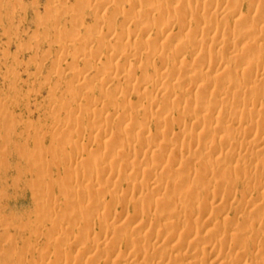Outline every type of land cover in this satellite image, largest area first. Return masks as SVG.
I'll return each instance as SVG.
<instances>
[{
    "label": "bare ground",
    "instance_id": "bare-ground-1",
    "mask_svg": "<svg viewBox=\"0 0 264 264\" xmlns=\"http://www.w3.org/2000/svg\"><path fill=\"white\" fill-rule=\"evenodd\" d=\"M49 2L53 4L52 9H56L53 1ZM180 2L186 4V8L182 13L175 14V8ZM61 4L60 7L57 6L59 13L63 11L60 16L69 15L70 25L62 31V35H59L61 39L55 43L58 45V50L64 52L66 48L62 42H72L71 45H67L72 60L67 65H73L69 66L70 70H68L72 81L67 83L66 89H64L68 95V100L65 101L76 104L77 115L82 116L79 117L80 120L85 116L82 120H85V122L81 121L82 124L74 122L73 120H76L77 115L75 118L71 117L69 119L66 116L60 117L59 113L55 115L59 118L52 125L53 132L61 133L60 136H64L60 138L63 141L64 148L66 145V147L74 149V143L77 145V148H75L77 152L74 149L75 155L70 152L66 155L65 149V153L63 152L64 163L67 159L72 161L73 164L76 163V165L78 161L82 163V159L86 156L83 155L84 158L81 157V159L77 158L78 149H86L88 145L96 140L98 142H96L97 148L96 151L94 149L91 158L96 157L93 158L88 174L85 175L87 176L86 179L85 177L82 178L83 174L80 176L82 180L78 179L82 171H79V173L73 171L77 176L74 174V182L72 183L73 173L67 172V175L72 174L69 175L72 179L69 178L67 181L70 184L61 187L62 190L60 189L62 201H58V197V200L54 201L51 197L55 198V195L50 196V193L53 192L51 190L56 182L54 179L55 183L52 182V177L48 179L47 183L45 181L41 183V181H43L42 176L47 175L52 167L60 168L59 163H61V160L58 158L59 161H57L58 156H54L56 155L53 152L55 149L48 148L51 151L53 150L54 154L52 153V155L55 157L51 158L50 156L49 158L56 159L58 165L52 166L53 164H49L52 167L44 166V161L47 162L48 158L45 157L46 160L43 156L47 152L44 153L39 148L37 150L39 143L36 142L40 138L33 136L36 148L33 146L35 150L34 148L32 151L29 150L31 154V157H29L34 162L40 163L34 164L37 166L36 169L38 165L42 166V161L44 164V167L39 166L41 169L39 168L38 171L35 169L37 171L34 174L36 184H33L35 187V190H33L36 192L38 187L42 191H49L50 195L46 192L48 194L46 196L45 192H40L39 189V192L45 195V198L43 195L41 198L46 199L48 197V201L50 196L49 201L51 200L54 203L52 202L53 205L51 204L52 207L50 206L49 210L53 208L52 211L55 212L54 208L57 207L59 211H63L61 213L62 219L65 217V220H62L61 218L58 219L59 216H55V218L53 216V221L57 224L55 231H58V234L66 235V237L75 236L73 232L76 229H73L68 222L76 221L75 223L79 224L78 227L83 225V228L77 229L80 231L78 236L86 240L88 237H86L87 232L92 230L95 222L92 221L91 216L97 217L98 230L104 235L107 233L112 235L114 231L119 232L125 225L132 226L133 231H136L143 225L142 223L145 220H152L154 214L153 222L158 224L156 226H162L168 218L165 209H159V214H156V212L151 211L150 206L151 200L158 195V199L160 197L161 199L165 198L167 205H174L177 208L175 213L177 219L168 228L169 230H163V234L166 236L161 233L162 230L158 231L163 236L153 239L155 245H158V247L162 244L171 245L175 233L178 232V234L185 236H195V241L199 239L197 242L204 244V246L199 247L198 244V249H182L183 253L176 254L180 248L173 243L175 246H172L169 250H164L159 256L156 254L158 257L150 258L147 256V258L145 256V259L142 258L138 264H229L228 253L232 249L233 252L237 250V254L235 257L232 256L230 264H247L245 261L241 262V260H244V251L246 252L247 249L243 250V246H240L241 249L238 247L244 237H238L237 239L233 237L232 241L236 240V242L231 246V250L224 251L225 244H227L225 242L230 240L228 239L230 235L227 232L217 234L218 232L209 226L215 223V218L222 221L227 219L225 213L229 204L233 201L237 203L235 197L238 190L237 187H233L236 184L233 183L234 181L247 179V182H249V184L244 182L243 185L240 182V185H242L240 192L243 196L241 199H244L245 196L249 195H246V192L260 189L258 180L264 175V164L261 165L264 162V145L261 147L258 145V149H256L258 146L253 148V146H250L253 140L249 139L251 133L257 134L264 129V126L260 130L262 125L252 123L254 115L259 119L264 117V102L260 103V100L264 98V0H75L73 6ZM106 6H111V9H106L108 8ZM58 9L55 10L56 16L58 15ZM84 10H87V14L93 16V22L90 25L86 24L83 18L82 12ZM225 14H229V20L225 18ZM103 15V18L99 17ZM56 16L53 15L51 18L55 19ZM57 17L55 21L61 18L59 15ZM42 19L44 20L43 17ZM45 20L42 21L44 24L48 19L45 18ZM223 22L224 24H222ZM54 30L58 31L60 29L55 25ZM230 47L233 50H238V52L234 53L235 50H229ZM187 56L191 58H189V61H186ZM58 61L57 66L54 70L52 69V73L58 75L59 78L61 75L63 78L61 73L65 68L58 66ZM78 63L83 65L81 69H79ZM148 71L151 73H148ZM234 75H240L239 80L233 77ZM217 80L220 81L217 82ZM84 90L85 92L87 90L86 95H83ZM178 90H180L179 94H177ZM95 92H97V95H94ZM187 94L191 98H186ZM80 96L86 98V103H81ZM134 97L135 100H133ZM59 100L58 102H60ZM62 105H64V102ZM0 107L2 106L0 105ZM241 113H246V115L241 117ZM55 116H53L54 119ZM186 117L191 118L188 131H175L171 128L174 122L180 125ZM79 118L78 121H80ZM152 118L154 119L153 126L156 129V134L153 140H149L150 129L145 124L148 119ZM70 120L78 123L81 127L76 126L74 123L68 124ZM212 121L214 125L206 127L207 123L210 125ZM228 123L229 125H241L242 131L240 132L242 133L239 132L238 135L236 128L239 126L235 127L234 125L232 128L236 131L237 135H234L237 137L233 136L235 138L228 139V134L225 132H228L231 129L228 127L232 126H229ZM0 124V127L3 128L4 122H0ZM72 124L75 127L74 125L71 127ZM111 124L114 125V129ZM68 125L70 130H68ZM223 127L225 128L224 131H222ZM76 128H79L77 130L81 132L78 131L79 133H77L74 130ZM258 136L260 135L258 134ZM122 137L123 139H121ZM256 139L258 144H262L264 142V131L262 136ZM61 141L59 140L58 144ZM53 145L56 146L57 143H53ZM246 149H251L247 151L251 152L246 157L247 159L241 157L243 158L241 162L236 155L234 159H238L240 162L236 160L229 167L228 165L232 164L229 160L231 156L240 154L241 151ZM60 150L58 152L61 153ZM247 152L245 151V153ZM49 153L48 156L51 155ZM240 155L244 156L243 153ZM91 158H88V160L90 161ZM27 159L29 158L26 157L25 160ZM147 160L148 163L145 162ZM201 160L207 162L202 169V173H205V175L221 172L217 182L222 185H220V188L223 187V189L213 188L214 184L212 183L207 188H202V185L199 187L195 181L198 175L196 169H188L187 173H178L185 170V167L194 164V161L199 162ZM79 166H76L78 169L75 168L77 172L81 168ZM105 170L108 171L110 177L112 173L114 176L111 177L112 180H109V177L104 178ZM58 175H62L60 171ZM63 179L65 180L64 177ZM63 179L61 180L63 181ZM78 180L79 183H77ZM60 181H58V185ZM123 181L128 183L127 191L126 189L123 191L120 189L121 187L118 188ZM51 182L53 185L50 184ZM223 185H227L226 188ZM229 186L230 189H228ZM110 189L113 192H111L112 200L109 199L110 202L106 201L105 203L101 198H103L104 192H108ZM218 189L220 191H217ZM35 192H30L33 194L31 196L35 197L31 202H35V207H39L43 212H46L48 205L47 209L44 207L47 203L43 199V202L40 201L41 198H39V195H34ZM39 192L37 191L36 194ZM100 193H103V195ZM169 193L170 195H168ZM97 195H102V197L99 196L100 199L92 198V196ZM130 195L138 196L141 199L140 202L145 199L147 207L135 208L130 211L124 205L125 197ZM89 196L90 198H88ZM250 200L254 201L251 198ZM250 200L246 199V202L243 200L244 204L239 202L240 205L237 206V209L239 210L238 207H240L244 211L250 210L255 206V203L251 204ZM198 202H201V204L187 208L188 205ZM182 208H187V211H181ZM44 209L46 210L44 211ZM47 213L49 214V212ZM58 215L60 214L58 213ZM186 216L188 222L185 221ZM44 219L47 218L42 220ZM0 220H2L1 217ZM7 221H4V223L7 224ZM62 221H66L67 224ZM243 221H246V219L244 218ZM1 222L3 224V221ZM44 222L42 221L43 224ZM5 226L7 227L8 224ZM232 229L234 231V228ZM7 230L5 228L4 233L1 235L6 234ZM252 231L253 233L250 236L259 233L256 230ZM245 232L247 234L248 230ZM249 232L248 234H250ZM38 235L41 237L40 233L37 234V242L41 239ZM49 235L51 239L55 237L57 249L54 255L56 258H60L64 254L65 237L62 239L56 234L57 237L55 235L52 238V235L48 234L44 240L45 243H49L50 240L47 238ZM232 236L234 235L232 234ZM58 237L59 241L56 240ZM253 238L255 237L253 236ZM72 239H75V237ZM218 242H221L222 247L225 246L223 250L217 248ZM37 244L35 243V245ZM90 244L95 248L105 250L103 254L101 253L103 260H108L110 255L118 250L116 257L112 258L111 261H107L106 264H136L135 257H131L136 251L133 243L127 244L124 251L118 248L119 245L118 247L112 244L109 245L103 238L102 241L100 239V241L91 242ZM166 245H163V247ZM68 247L70 252H77V254L82 250L88 252V249H83L84 247H81L80 250L78 244H74V240L68 244ZM6 249L8 248L5 245L0 246V252L4 253ZM11 249L9 250L12 255L14 254L18 256V259L25 260V255L21 251L16 250V252L14 251L16 248L13 251ZM97 251V253L100 252L99 249ZM124 252L127 255L123 258ZM251 253L254 254L252 255L253 261L255 256L256 259H259V261H254L252 264H264V248L259 249L253 245ZM11 254L8 256L13 259ZM42 254L48 253L43 252ZM40 256L39 258H42V255ZM93 257H90L89 264H98L99 262L96 263L95 261L97 259L96 255L95 259ZM65 260L63 259L62 263L59 264H65ZM81 262H73L72 264H81ZM55 263L48 260L46 264Z\"/></svg>",
    "mask_w": 264,
    "mask_h": 264
},
{
    "label": "rangeland",
    "instance_id": "rangeland-1",
    "mask_svg": "<svg viewBox=\"0 0 264 264\" xmlns=\"http://www.w3.org/2000/svg\"><path fill=\"white\" fill-rule=\"evenodd\" d=\"M49 1L51 0H0V91H2V93H0V105L2 107L1 108V112H0V122H4V126L2 128V126L0 127V217L2 220H0V224L2 223L1 221H3V225L5 228H7L8 230L6 231V234L1 235L2 233H4V227L2 228V226L0 225V246L1 245H5L6 251L0 252V257H1V261L0 264H46L49 260V262H57L55 264H59L62 263V260L66 259L65 264H72L73 262H81V264H89V261H91L90 259L95 255L97 257V259H95L96 263L98 264H106L107 261H111L112 258L116 257L117 251H114L110 257L108 258V260H103V256H101L104 251L100 248H95L93 245H91V242H98V240L102 241L105 239V242L107 241V243L110 245H115L116 247H119L121 249V251H124L127 244L129 243H133L134 247L136 248V253H133V256H131L132 258L135 257V261L136 264H138L142 258L145 259V256H149L150 258H155L158 257L161 252H163L164 250H169L170 248H172V246H179L180 250H178V252H176V254H180L183 253L184 249H198V246H204V244H199V239L197 237V241H195L194 238H196L195 236H185L183 234H178V232L175 233L174 239L171 242V245H166V244H162L159 245H155V242L153 241L154 238H157L158 236L162 237L164 233L163 230L168 229L172 226V223L175 221V219H177V216L175 215L177 208H175L174 205H167L165 198L158 199L159 196L157 195L154 199L151 200L150 206H151V211L152 212H156V214H159V209H165V213L168 216V218L166 219V222H164L159 226H156L158 224H155L154 221V215L152 217V220H145L144 223H142L143 225L136 231H133L132 226L130 225H125L123 226L122 230L117 232L114 231L112 235H110L109 233L107 234H101L98 230V221H97V217L96 216H91L92 221L94 222V226H92V230H88V234L86 235V240L82 239L81 237H79L78 235L80 234V231H78L81 227L83 228V225L78 227L79 224L75 223L76 221H71L68 222V219L66 220L68 222V224L70 226L73 227L74 230L73 234L75 236H69L66 237V235H62V234H58V231H55V229L57 228V224L53 221L55 216H59L58 219H62V214L63 211H59V209L57 207L54 208V211H52L53 208L50 209V206L52 204L50 199V196H54L55 198L51 197L52 200H59L58 201H62V196H61V187L66 186L68 184V180L69 178H71L70 176L72 175L71 173H73V171H75L76 173H79V171H84L83 173L81 172V174L78 176V179L82 180V178L86 179L87 176L86 173L88 174V170L92 165L93 162V158H95L96 156H94L93 158H91V156L94 154V149L96 151V142H98L97 140L95 142H93L91 145H88V147L83 151V150H79L78 149V156L77 158H80L84 156H86V158L82 159L83 162L79 163L80 161H78V166L80 165L81 168H79L78 172L76 169H78L76 166V163L73 164L72 161H70L69 159L64 160V154L65 153V149H66V155L68 154H73L74 151L76 150L75 148H77V145L74 143V149L70 148V147H63L62 143L63 141H61L62 139H60L61 137L64 136H60L59 133H54L53 132V126L54 122H56L59 118L56 117V114H59L60 117H68L69 119L71 117L75 118V116L77 115V107L76 104L74 102H70L68 103L65 100H68V95L66 94V90L64 91V89H66V85L67 83L71 82V74H70V70L69 66H73L72 64H68L71 60V54L68 52L69 49H67V45H71L72 42H62L65 45L66 50L64 52H61L60 49L58 50V45L55 43L57 40L59 41L61 39V37L59 35H62V31L64 29H66L67 27H69L70 25V19H69V15H62V17L60 16L62 12L59 13V9L57 6H61V3H64V5L66 4L67 6H73V4L75 3V0H58L57 2L54 0L53 3L55 4L54 7H56V9H58V15L59 20L57 19V21H55L56 17V9H52L53 4H51ZM60 2V3H59ZM58 4V5H56ZM61 4V5H60ZM53 7V8H54ZM108 8V10L111 9V6H106ZM186 8V4L181 3L177 5V7L175 8L174 13L175 14H179L182 13L183 10H185ZM57 11V10H56ZM61 11V10H60ZM53 13V14H52ZM83 18L86 22V24L90 25L93 22V16L90 14H87L88 11L84 10L83 12ZM56 16L55 19L51 18V16ZM225 18L226 19H230L229 18V14H225ZM45 18L48 19V21L44 24V20L41 18ZM100 18H103V16H99ZM58 18V17H57ZM39 19V20H38ZM43 21V22H42ZM46 21V20H45ZM227 21V20H226ZM55 25H57V27H59L60 31L59 33H57L58 31L54 30V23ZM224 24V22L222 23ZM232 23L230 22V25ZM45 25V26H44ZM51 25V26H50ZM53 26V27H52ZM53 28V29H52ZM154 38V37H153ZM54 42V43H53ZM236 47V45H234ZM239 46V45H237ZM234 47V48H235ZM240 47V46H239ZM231 48V49H230ZM229 50L234 51L235 49H237V47L233 50L232 47H230ZM238 52V50H235L234 53ZM33 55V56H32ZM264 55V54H263ZM61 56V58H60ZM33 57V58H31ZM61 60H60V59ZM190 56H187L186 61H189ZM57 60L58 61V66H61L63 69L65 68V70L63 71V73H61L63 75V78L60 75V78L58 75H54L52 72V69L54 70V68L57 66ZM60 62V63H59ZM158 63V62H157ZM79 64V69H81L83 67V65L81 63ZM77 64V66H78ZM67 67V68H66ZM76 67V66H75ZM67 71V72H66ZM148 73H151L150 71H148ZM66 75V76H65ZM69 76V77H68ZM68 77V78H67ZM228 77V76H227ZM233 77L235 78H240V75H234ZM232 77V78H233ZM234 78V79H235ZM64 79V80H62ZM220 80H217V82ZM61 83V84H60ZM53 86V87H52ZM90 91V90H89ZM85 92V90L83 91ZM87 92V90H86ZM86 92L83 93V95H86ZM91 93V91H90ZM180 93V90L177 91V94ZM93 94V92L91 93ZM193 92L191 93L192 96ZM94 95H97V92L94 93ZM186 98L189 97V95L187 94L185 96ZM249 97V96H247ZM66 98V99H65ZM79 98V97H78ZM191 98V97H189ZM60 99V100H59ZM64 99V100H63ZM79 100L81 103H86L85 99L86 98H82L80 96ZM57 100V101H56ZM58 100L60 102H58ZM62 100V101H61ZM133 100H135V97L133 98ZM56 101V102H55ZM85 101V102H84ZM64 102V105H62ZM66 102V103H65ZM264 102V98H262L260 100V103ZM62 103V104H61ZM61 104V105H60ZM244 114V115H243ZM239 115V114H238ZM246 115V113H241L240 116L244 117ZM53 116H55L56 118L54 119ZM76 120L72 118V120L74 122H78L79 124H82V121L85 116H83V118L80 120L79 116H76ZM53 118V119H51ZM67 118V119H68ZM79 118L80 121H78L77 119ZM264 118V117H263ZM259 119L258 117H256L254 115V119H253V124H257V125H262L260 127V130L263 129L262 127L264 126V119ZM8 120V121H6ZM56 120V121H55ZM64 120V119H63ZM72 120H70L68 124L74 123ZM82 121V122H81ZM153 121L154 119H148V121L146 122V127H149L150 129V139L149 140H153L155 134H156V129L153 126ZM8 122V123H7ZM78 123H74L77 125H79ZM112 123V122H110ZM70 125L71 127L74 125ZM191 124V118L190 117H186L184 119V121H181L180 125L178 123H173L171 128L174 129L175 131H179V130H183V131H188L189 127ZM1 125V124H0ZM112 125V124H111ZM214 125L213 121L212 124H208L206 125L209 127H212ZM229 125V123H228ZM232 125V126H230ZM228 128H231L228 132H225L228 134V139L229 138H235L233 136H236L240 131H242L241 125L237 124L239 127L236 128V131H234V129L232 128L234 125L235 127L237 126L236 124H230ZM69 126V125H68ZM70 126L68 127V130H70ZM80 126V125H79ZM75 127V125H74ZM81 127V126H80ZM113 129L115 128L114 125L111 126ZM79 128H76L74 130L77 131V133L81 132L79 130H77ZM224 127L222 128V131H224ZM79 131V132H78ZM262 131V133H261ZM259 131V133L257 134H253L251 133L249 136L250 140H253L252 144H250V146L253 148L256 146H263L264 142H262V144H258L257 139H259L260 136H262L263 134V130ZM237 134H236V133ZM242 133V132H240ZM239 133V134H240ZM74 134V133H73ZM76 134V132H75ZM236 134V135H234ZM238 134V135H239ZM258 134L260 136H258ZM64 135V134H63ZM34 137H38L40 138L38 142V147L37 150L39 148L40 151H44V153H46V155L49 153L51 155H44L43 157H47L45 158L47 160V162H49L48 164H46L47 162H45V165L42 163V166H56L58 165V163L56 162L59 161L58 158H60L61 163H59L60 168L57 169V167H52L49 170V173L47 175H43L42 179L43 181H41V183H47L48 179L52 177V182H54V188L51 190L53 192H47L45 190H43L46 194V196H49V199L47 201V198L44 199L45 195H43L42 193H40L42 191V189L38 188L36 189V192H40L38 194H36L35 187L33 186V184H36L35 182V173H37L38 169L40 167H42L41 165H38V168L36 169V163L38 162H34V160H31V154L30 151H32V149L35 147V143H34ZM237 137V136H236ZM61 141L59 144V140ZM123 139V137L121 138ZM58 140V141H57ZM54 141V142H53ZM229 141V140H228ZM232 141V140H231ZM260 141V140H259ZM59 145L57 147H59V149H57L56 146L53 145L56 144ZM257 142V143H254ZM254 143V145H253ZM34 144V145H33ZM257 144V145H255ZM34 146V147H33ZM63 148H61V147ZM249 146V148H250ZM259 146L256 148L258 149ZM53 147V148H51ZM56 147V148H54ZM36 148V147H35ZM34 148V150H35ZM55 149L53 152L56 153V155H54L55 157L58 156L56 159H51V158H55L52 155V151L50 149ZM61 148V150H60ZM78 148H80L78 146ZM57 149V150H56ZM63 149V151H62ZM252 149V148H251ZM251 149H248L249 151ZM61 151L58 152V151ZM247 149L245 150L246 152L248 151ZM46 151V152H45ZM57 151V152H56ZM245 151H241L243 153L244 156L240 155L242 154L240 152V154H235L234 156L232 155L231 158L229 159L230 162L232 164L228 165L229 167L232 166L236 160H239L242 162L241 157H248V154L251 152H247L245 153ZM36 152V151H34ZM70 152V153H69ZM77 152V150L75 151ZM245 153V154H244ZM54 154V153H53ZM65 155V156H66ZM75 155V153H74ZM82 155V156H81ZM84 155V156H83ZM237 155L238 159H234ZM246 155V156H245ZM30 156V157H29ZM51 156V158H49ZM28 157L29 159L25 160V158ZM68 157V156H66ZM233 157V158H232ZM63 158V159H62ZM88 158H91L90 161L88 160ZM149 158V157H148ZM147 158V159H148ZM44 159V160H45ZM51 159V161H50ZM231 159H234L233 161ZM247 159V158H246ZM78 160V159H77ZM238 160V161H239ZM55 161V162H54ZM70 161V163H69ZM239 161V162H240ZM52 162V163H51ZM146 163H148V160L145 161ZM36 164V165H34ZM40 164V163H38ZM52 166H50V165ZM56 164V165H55ZM68 164H70V166H68ZM207 164V162H205V160H201V161H194V164L185 167V170H181L178 173H187L188 169H196V171L198 172V175L195 179L197 185L199 187H201L200 185H202V188H207L209 184H214L212 187L217 189H223V187L220 188V185L217 181L219 178V175L221 174L220 171L212 173L211 175H205V173H202V169L203 167H205V165ZM229 164V162H228ZM264 162L261 164L263 165ZM75 165V167H74ZM260 165V166H261ZM35 166V167H34ZM40 166V167H39ZM43 166V167H44ZM79 166V167H80ZM264 166V165H263ZM262 166V167H263ZM28 168V169H27ZM55 168V169H54ZM32 169H36L35 171ZM41 169V168H40ZM74 169V170H72ZM83 169V170H81ZM32 170V171H31ZM62 175H58L59 171ZM72 170V171H71ZM108 170V169H107ZM31 171V173H30ZM87 171V172H86ZM69 172H71L69 175H67ZM116 172V171H115ZM67 173V174H66ZM76 173H73V180L72 183L74 182V177L77 176ZM105 175L104 178L109 177V180H112V173H111V177L108 176L110 175L108 173V171L105 170ZM75 174V176H74ZM82 174L84 176H82ZM60 178H57L58 176ZM64 175V176H63ZM67 177H66V176ZM115 175V174H114ZM65 178V180L63 179V177ZM69 176V177H68ZM80 176H82V178H80ZM114 177V176H113ZM54 179V181H53ZM57 181H56V180ZM61 179H63V181L66 183H64ZM67 179V180H66ZM72 179V178H71ZM114 179V178H113ZM63 182H61V181ZM79 180L77 181V183H79ZM241 180V179H239ZM234 181L233 183L235 186H233L234 188H236L238 190V192L236 193V200L237 203H235L234 201L232 203L229 204L228 206V210L226 211L225 215L227 220L225 222L222 221L219 218H215L214 222L212 223V227L215 229V231H217L219 234L220 232H227L228 235H230L228 237V241H224L226 245H221V242H218L219 245L217 248L221 249L224 251H229L231 250V246H233V243L236 242V240H233V237H235L234 239H237L238 237L243 238L241 239V242L238 244V247L243 246V250L247 249V253L244 251V260L247 264H252L254 261H259V259H256L254 257V261H253V256L254 255L252 252L253 249V245L257 246L259 249L264 248V175L262 176V178L260 180H258V183L260 185V189L259 190H251L249 192H246V195H248L246 198L244 197V199H241L243 196L240 192L243 183H248L247 179H245L244 181ZM58 181H60L59 185H58ZM69 181V182H71ZM249 181V180H248ZM52 182L50 184H52ZM85 181L83 180V183ZM162 183H165L163 181H160ZM242 185H240L241 183ZM252 183V182H250ZM62 184V186H61ZM65 184V185H64ZM70 184V183H69ZM68 184V185H69ZM53 185V184H52ZM67 185V186H68ZM229 185V184H228ZM251 185V184H250ZM33 186V187H31ZM58 186H60L58 188ZM128 183L125 181L121 182V187L120 189H122L124 191V189H126L127 191V187ZM219 186V187H218ZM222 186V185H221ZM224 188H226L227 185H223ZM232 186V185H230ZM230 186L228 189H230ZM233 187H231L233 189ZM112 188V187H111ZM34 189V190H33ZM217 191H220V190ZM62 190V189H61ZM111 190V189H110ZM108 190L103 193H100L103 195L100 196L101 199H103V201L106 203V201L108 202L109 199L110 201L112 200V190L110 191ZM119 190V189H117ZM42 191V192H43ZM60 191V193H59ZM125 191V192H126ZM228 191H232V190H228ZM30 192H35L34 195H39L38 199L40 201L43 202V200L47 203L45 204L46 206L44 208L47 209V205H48V210L46 212H43V210H41L39 207H35V202H31L32 199H34V196H31L32 193ZM48 194H47V193ZM103 192V191H102ZM160 192V191H158ZM113 193V192H112ZM262 193V194H260ZM41 194V195H40ZM53 194V195H52ZM33 195V194H32ZM57 195V196H56ZM90 195V194H89ZM128 195V194H127ZM170 195V193L168 194ZM99 196H92L95 198H99ZM3 197V198H2ZM5 197V198H4ZM58 197V198H57ZM238 197V198H237ZM248 197H250L252 200L251 201L250 198L248 199ZM31 198V199H30ZM57 198V199H56ZM90 198V196L88 197ZM94 198V199H95ZM99 198V199H100ZM105 198V200H104ZM126 200L124 202V205H126L128 207V209L130 211L134 210L135 208H146L147 207V201L145 199L142 200V202H140L141 199L138 198V196H126L125 197ZM43 199V200H42ZM158 199V200H157ZM250 200L251 204L255 203L254 209L253 207L250 210H243L240 207L239 210L237 209V206L240 205V203L246 202L245 200ZM57 201V203H58ZM109 201V202H110ZM51 202V203H50ZM108 202V203H109ZM240 202V203H239ZM254 202V203H253ZM32 203V204H31ZM49 203V204H48ZM54 203V202H53ZM201 202L198 203H193L187 206L188 207H193V206H197L200 205ZM238 204V205H237ZM257 204V205H256ZM53 205V204H52ZM52 207V206H51ZM2 208V209H1ZM187 208H182L181 211L186 212ZM44 209V211L46 210ZM155 209V211H153ZM243 210V211H242ZM49 212V214L47 213ZM52 212V213H51ZM57 212V213H56ZM31 213V215L29 216V214ZM44 217L42 216L43 214ZM47 213V214H46ZM53 215H51V214ZM58 213L60 215H58ZM46 214V215H45ZM55 214V215H54ZM35 215V216H34ZM51 215V216H50ZM228 215V216H227ZM54 216V218H53ZM42 217V218H41ZM51 217V222H49ZM56 217V219H57ZM95 217V218H94ZM43 218H47L44 222V220H42ZM68 218V217H67ZM244 218L246 219V221H243ZM148 219V218H147ZM192 219V218H190ZM6 220H8L7 224L8 226L6 227L4 223V221L6 222ZM65 220V217L62 219ZM42 221L44 222V224L42 223ZM48 221V222H47ZM53 221V222H52ZM66 221H62L65 222L64 224H67ZM70 221V220H69ZM136 222L138 221L137 219L135 220ZM185 221H189L188 217H185ZM97 222V223H96ZM222 222V223H220ZM225 222V224H224ZM93 223V222H92ZM77 224V225H76ZM164 225V226H163ZM207 227V225H205ZM248 226V228H247ZM234 228V231L233 229ZM250 228V229H249ZM78 229V230H77ZM160 229V230H159ZM228 229V231H226ZM85 230V229H84ZM83 230V231H84ZM94 230V232H93ZM163 231L161 233H159L160 231ZM169 230V229H168ZM208 230V228H207ZM225 230V231H224ZM251 231L249 232L250 234H246L245 231ZM252 230H256L257 232H259L257 235L253 234V236L256 238L258 237L256 240H254L255 238H253L252 235L253 231ZM90 231V232H89ZM159 231V232H158ZM206 231V230H205ZM232 233H231V232ZM46 232H48V234L52 235V238L57 234L59 235L60 238H64L65 239V243H64V248H63V252L64 254L60 257V258H56L54 253L56 252L57 249V244L55 241V237L53 239L47 236V238L52 241L50 243L47 244L45 243V238H46ZM41 234V237L38 235V237H40V241L37 242V234ZM46 235H45V234ZM62 233V232H61ZM101 236H100V234ZM159 233V234H158ZM231 233V234H229ZM245 233V234H244ZM161 234V235H160ZM178 234V235H177ZM232 234L234 236H232ZM56 235V237H57ZM104 235V236H103ZM243 235V236H242ZM246 235V236H245ZM166 236V235H165ZM179 236V237H177ZM237 236V237H236ZM56 238V240L59 239ZM75 239H72L74 238ZM101 237V238H99ZM105 237V238H104ZM189 237V238H188ZM247 237V238H245ZM250 237H252L250 239ZM44 238V239H42ZM107 239V240H106ZM36 240V242H35ZM60 240V239H59ZM58 240V241H59ZM74 240V244L77 245L81 250V245H84L82 248L83 249H88V252H84V250H82L81 252H79L77 254V252H70L69 251V247L68 244ZM177 240V241H175ZM246 240V242H245ZM64 241V240H63ZM54 242V243H53ZM86 242V243H85ZM195 242V243H194ZM35 243H38L37 245H35ZM84 243V244H83ZM173 243L175 245H173ZM223 243V241H222ZM248 243V244H247ZM199 244V245H198ZM224 244V243H223ZM253 244V245H252ZM45 245V248H44ZM163 245H166L163 247ZM77 247V246H76ZM92 249H91V248ZM97 247V246H96ZM163 249H162V248ZM169 247V248H168ZM222 247V248H221ZM228 247V248H227ZM248 247V248H246ZM11 248H16L14 251H21L24 255H25V260L23 259H18L16 255H12L11 251L9 249ZM165 248V249H164ZM99 249V253H97ZM162 249V251H161ZM183 249V250H182ZM241 249V247H240ZM238 249V250H240ZM12 250V249H11ZM12 250V251H13ZM138 250V251H137ZM251 252H250V251ZM16 251V252H17ZM109 251V250H108ZM232 251V252H231ZM228 254H229V264H230V260L236 256L237 254V250L236 252H233L234 250L232 249ZM43 252H47L48 254H42ZM14 253V252H13ZM53 255H51V254ZM102 253V254H101ZM233 253V254H232ZM246 253V255H245ZM9 254H11L13 256V259H10V257L8 256ZM42 255V258H39L40 255ZM91 254H94L93 256ZM123 254V253H122ZM156 254L158 256H156ZM235 254V255H234ZM51 255V256H50ZM127 253L122 255V257H126ZM132 255V254H131ZM144 256V257H143ZM233 256V257H232ZM41 257V256H40ZM88 257V258H87ZM91 257V258H90ZM148 258V257H147ZM86 259V260H85ZM89 259V260H88ZM93 259V260H94ZM88 260V261H87ZM247 260V261H246ZM85 261V263H84ZM98 261V262H97ZM261 262V261H260ZM245 264V263H244Z\"/></svg>",
    "mask_w": 264,
    "mask_h": 264
}]
</instances>
